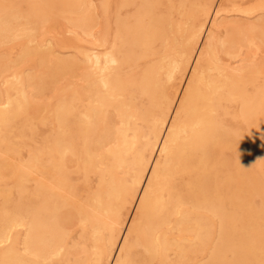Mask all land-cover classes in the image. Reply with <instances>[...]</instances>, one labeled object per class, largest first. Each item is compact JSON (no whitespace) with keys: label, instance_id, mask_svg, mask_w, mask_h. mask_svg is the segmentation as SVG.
<instances>
[{"label":"bare ground","instance_id":"obj_1","mask_svg":"<svg viewBox=\"0 0 264 264\" xmlns=\"http://www.w3.org/2000/svg\"><path fill=\"white\" fill-rule=\"evenodd\" d=\"M255 1L0 0V264H264Z\"/></svg>","mask_w":264,"mask_h":264},{"label":"rangeland","instance_id":"obj_2","mask_svg":"<svg viewBox=\"0 0 264 264\" xmlns=\"http://www.w3.org/2000/svg\"><path fill=\"white\" fill-rule=\"evenodd\" d=\"M94 1H95L96 5L99 4V0H94ZM235 2L237 5L239 4L240 6L239 5L238 6L241 8L242 7L246 8L249 5L251 6L254 3H256L255 0H235ZM252 2H254V3H252ZM100 12H101L100 9H96V13L98 15V20L100 19L99 21L101 23V22H103V17L101 16ZM260 13H262V14H260ZM263 13L264 12H262V10L258 11V12H256V14L255 13L253 14L255 16V17L254 16L253 17L256 19L259 16L263 15ZM233 14H234V16H233ZM228 15H232L231 19H234V20H236V19L239 20V19H241L242 16H244L243 14H238V12L230 13ZM238 16H239V19H238ZM263 19H264V17H263ZM100 23H99V25H100ZM99 27L100 26H98L96 29L98 30ZM80 31H81V29L74 27L66 19H64L62 17H58L57 19L52 20L50 22H46L44 24L43 28L37 32V39H38V41H40L45 46H49L50 43L53 44L54 50H56L60 54L62 53V55L65 54L66 56L67 55L70 56L72 54H77L78 47L80 45L91 47L92 46L91 42L95 41L94 37H88L85 34H83L82 31L81 32ZM18 40L20 41L21 39H18ZM18 40L15 42H12L11 44L9 43V44H5V45H0V52L1 53H9V54H12L13 56H16L20 52L22 43L25 42V39H23V38L20 42ZM254 51L255 52L257 51L256 52L257 53L256 54L257 61L258 60H260V61L264 60V38H260L258 40L257 46L254 47ZM65 83H66L65 80H63L61 83H59V86L62 84H65ZM1 86H4L2 82L0 83V87ZM51 93L49 94V92H47V96L45 95V96L40 97V98H35L34 100L36 101V103L43 104L48 99V95L50 96ZM41 128L43 131H46L48 127L42 126Z\"/></svg>","mask_w":264,"mask_h":264}]
</instances>
